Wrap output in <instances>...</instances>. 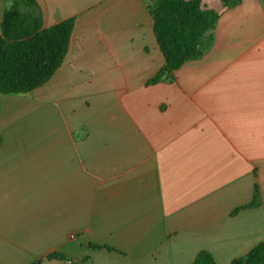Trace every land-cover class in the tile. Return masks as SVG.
<instances>
[{
  "label": "crops",
  "instance_id": "crops-1",
  "mask_svg": "<svg viewBox=\"0 0 264 264\" xmlns=\"http://www.w3.org/2000/svg\"><path fill=\"white\" fill-rule=\"evenodd\" d=\"M200 1L211 49L146 86L144 0H36L43 28L75 24L48 83L0 94V264H231L264 241V0Z\"/></svg>",
  "mask_w": 264,
  "mask_h": 264
},
{
  "label": "trees",
  "instance_id": "trees-1",
  "mask_svg": "<svg viewBox=\"0 0 264 264\" xmlns=\"http://www.w3.org/2000/svg\"><path fill=\"white\" fill-rule=\"evenodd\" d=\"M220 1L224 8L230 9L243 0ZM144 2L154 20V36L165 59L163 68L147 81L146 86L172 83L181 66L202 58L211 49L220 15L207 9L200 0ZM6 3L0 33V94L26 95L48 83L63 64L75 20L71 18L43 28L36 0H6ZM48 258L77 264L69 263L59 253ZM193 264L218 263L211 254L200 252ZM231 264H264V241Z\"/></svg>",
  "mask_w": 264,
  "mask_h": 264
}]
</instances>
